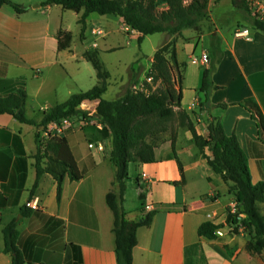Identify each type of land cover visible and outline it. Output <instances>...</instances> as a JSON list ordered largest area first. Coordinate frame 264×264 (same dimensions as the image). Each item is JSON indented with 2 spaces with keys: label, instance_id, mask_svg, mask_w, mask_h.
Instances as JSON below:
<instances>
[{
  "label": "crops",
  "instance_id": "crops-1",
  "mask_svg": "<svg viewBox=\"0 0 264 264\" xmlns=\"http://www.w3.org/2000/svg\"><path fill=\"white\" fill-rule=\"evenodd\" d=\"M9 1L31 7L21 14L10 5L0 7V97L23 89L24 116L32 123L0 114V264H12L4 252L3 230L13 221L17 222V248L24 264H117L114 218L106 204L109 192L116 195L118 209L129 221H141L145 214L154 212L150 225L136 232L132 264H230L241 255L255 261L245 251L248 236L243 231L233 234L224 228L223 235L215 240L198 235L203 223L223 224L235 198L221 176L207 165L190 134L184 132L178 133L175 143L183 181L168 135L156 141L154 163L128 165V180L121 192L116 168L109 159V139L101 134L102 130L86 126L64 136L77 167L86 172L82 179L65 178L57 199L56 181L43 173L31 193L36 180L38 125L44 113L98 82L96 78L93 85L82 75L84 65L90 64L83 53L93 49L112 52L119 48L111 42L117 33L127 37L121 42L123 46L137 40L138 34L126 32L121 18L93 14L87 17L81 34L77 23L81 13L71 12L78 26V39L85 45L77 53L71 46L74 33L66 23L70 11L57 5L41 6L38 0ZM35 4L38 7H33ZM245 14L244 21L233 27L227 26L228 22L221 23L226 25L225 30L211 18L212 31L202 28L204 31L197 33L187 29L179 37L167 36L158 49L176 38V59L183 65L181 108L203 137L207 135L209 114L218 117L225 134L234 135L246 155L251 183L258 184L264 183V141L251 112L240 103L253 100L264 119V34L252 28ZM93 26L103 28V35H93ZM242 28L249 29L248 38L235 36L236 30ZM59 30L71 34L70 47L62 51L58 50ZM92 36L104 39L103 44L99 45ZM153 55L148 58V71ZM212 63L215 69L211 80L216 88L205 98L199 90L202 73ZM104 69L107 71L105 66ZM133 75L138 76L130 72L127 83ZM116 91L115 99L121 88ZM201 102H205L207 110L199 108ZM221 104L226 108L217 107ZM201 117H205L203 132L198 125ZM88 141H100L104 151L89 150ZM204 155L210 156V151L205 149ZM142 173L147 176L143 182ZM132 185L137 200L128 208L125 196ZM140 193L143 201L139 200ZM148 206L150 209L145 210ZM260 210L264 216V203ZM255 264H264V260Z\"/></svg>",
  "mask_w": 264,
  "mask_h": 264
},
{
  "label": "trees",
  "instance_id": "trees-1",
  "mask_svg": "<svg viewBox=\"0 0 264 264\" xmlns=\"http://www.w3.org/2000/svg\"><path fill=\"white\" fill-rule=\"evenodd\" d=\"M38 1L41 6L57 5L66 11L81 13L77 21L81 27V34L85 30L86 19L90 14L121 18L126 26L136 31L138 43L144 37L157 33H167L175 37L181 36L182 31L187 29L199 33L200 22L208 19L207 0L190 5H185V0ZM3 5H10L17 14L26 11L23 5L9 0H0V7ZM240 6L245 11L242 0ZM248 21L252 28L264 34V23L251 18ZM57 40L59 51L68 49L71 34L59 30ZM216 42L218 40H215ZM175 43L176 38L157 49L153 55L146 76L152 78L154 83L159 82V86L154 91L148 90L144 93L127 90L114 100L103 98L110 76L99 59V51L96 49L85 51L83 57L94 69L97 84L84 93L72 95L66 102L44 113L38 127H45L50 122L77 115L78 107L84 100L96 101V116L98 123L104 127L101 134L109 139V159L116 168V181L121 192L124 191L125 182L128 180V165L154 163L155 143L159 140L158 136L164 133H169L172 157L183 181L182 165L175 154V143L178 130L186 129L207 165L215 174L221 176L229 193L233 194L238 211L234 215L228 210L223 224L214 225L210 222L201 224L197 231L198 235L208 240H215V232L218 229L232 227L234 234L238 232L239 227H242L243 232L248 236L245 251L250 256L261 255L264 258V216L260 210V205L264 203V183H251L246 155L236 137L225 134L218 117L209 114L207 135L203 137L197 133L190 115L181 108L183 65L177 62ZM214 69L215 64L212 63L202 73L199 90L205 94V98L212 89L216 88L211 80ZM25 103L26 94L23 89L0 97V114L11 115L22 123H32L24 116ZM240 105L251 112L252 119L257 123L260 138L264 141V119L255 102L246 99ZM217 107L225 109L226 105L221 104ZM199 108L207 110L205 102H201ZM205 149L210 151V156L204 155ZM34 159L36 180L31 193L37 187L39 177L43 173H48L56 181L57 199H59L65 178L79 181L86 173L85 170L80 171L77 167L64 137H52L44 143L37 141V153ZM139 200H144L142 193L139 194ZM106 204L114 218L116 263L132 264L133 249L137 244L136 232L138 228L150 225L154 212L145 214L141 221H129L125 218L124 212L118 209L117 197L112 192L106 195ZM21 213L24 215L25 210ZM239 214L240 219H238ZM16 226L17 222L13 221L3 230L4 252L10 256L12 264H24L17 248Z\"/></svg>",
  "mask_w": 264,
  "mask_h": 264
},
{
  "label": "rangeland",
  "instance_id": "rangeland-1",
  "mask_svg": "<svg viewBox=\"0 0 264 264\" xmlns=\"http://www.w3.org/2000/svg\"><path fill=\"white\" fill-rule=\"evenodd\" d=\"M196 2L202 3L203 0H185V5L195 4ZM241 0H207L206 6L208 11V19L200 22L201 31H212L213 25L211 23V18L218 24L219 28L225 30L226 25H222L221 23L228 22L227 26H235L238 22L244 21L242 18L245 17V11L243 7L240 6ZM27 5V4H25ZM68 12V11H67ZM71 11L68 12V17L66 18V23L71 27L73 34L71 46L74 51L77 53H81L84 49V44H82L78 39V26L76 23V19H71ZM93 17H98L93 14ZM94 27V26H93ZM202 28L204 30H202ZM103 30V28H101ZM116 38L112 39L111 42L114 45H119V48L112 52H102L99 51V57L104 64L105 68L110 74L108 80L107 90L105 92L104 98L106 100H114L116 98L115 93L118 88H121L120 95L124 94L127 90H132L134 86H139V88L154 91L158 86L159 82H151L150 84L147 82H141V78L143 75L146 76L148 72L149 61L148 58L151 57L156 49L162 43L166 41V37L170 36L167 33H157L150 36H146L143 40L138 43L137 40L130 41L129 46H123V35L116 34ZM96 39V37H93ZM99 45L103 44L104 39H96ZM122 42V43H121ZM85 69H83L82 75L86 78L89 83H96V76L94 69L90 64L84 65ZM130 72H134L133 78L130 83H127ZM140 77V78H139ZM143 81V80H142ZM139 84V85H138ZM153 87H152V86ZM118 96V97H119ZM204 123L205 117H201V122L198 125L200 131H204ZM184 132L189 134L186 129H179L178 133ZM169 133H164L158 136L157 139H162L168 136ZM133 186V185H132ZM134 186L129 187L126 192V206L131 208L136 203ZM238 233V232H237ZM234 233V234H237ZM253 259L257 262L263 261L264 258L261 255L252 256ZM255 261H251L247 259L244 255L238 257L236 261H231L230 264H255Z\"/></svg>",
  "mask_w": 264,
  "mask_h": 264
},
{
  "label": "built area",
  "instance_id": "built-area-1",
  "mask_svg": "<svg viewBox=\"0 0 264 264\" xmlns=\"http://www.w3.org/2000/svg\"><path fill=\"white\" fill-rule=\"evenodd\" d=\"M242 2H243V6L249 18L255 21L264 23V0H242ZM125 31L131 34L136 33V31H134L128 26H126ZM92 34L96 36H102L103 31L100 28L94 27L92 30ZM235 36L241 37V38H248L249 29L242 28L240 30H236ZM93 46L96 47L97 43L94 42ZM202 58L204 62L207 61L206 55H204ZM141 82H147L150 84L152 82V78H148L147 76H145L143 78V81ZM131 91H134V92L140 91L144 93L148 92L147 88L144 87L143 89V87L139 88V86H134ZM78 109H79V113L75 116L64 118V119H61L55 122H50L45 127H41L39 131L37 132V141L44 143L52 137L63 138L67 133H70L74 131L75 129L84 128L86 126H93L95 127L96 130H103L104 127L101 124H99L98 121H94L91 119L93 117H97L96 116V106H94V101L84 100L81 102ZM87 148L89 150H96L98 152L104 151V146L100 141H94V142L88 141ZM140 180L142 182L146 181L147 176L142 173L140 175ZM149 209H150V206L145 208V210H149ZM237 212H238L237 204L236 202H234L229 208V213L236 215ZM208 218L211 219L212 217L209 216ZM240 218H241V215L239 214L238 219ZM227 229L229 230L230 233H232V227H227ZM238 231L239 232L243 231L242 227H239ZM215 234H216V237H221L223 235L222 229L216 230Z\"/></svg>",
  "mask_w": 264,
  "mask_h": 264
},
{
  "label": "water",
  "instance_id": "water-1",
  "mask_svg": "<svg viewBox=\"0 0 264 264\" xmlns=\"http://www.w3.org/2000/svg\"><path fill=\"white\" fill-rule=\"evenodd\" d=\"M23 7H24L25 9H27V8H30L31 5L27 4V5H24ZM33 7H38V4H35ZM91 119L94 120V121H98V117H93V118H91Z\"/></svg>",
  "mask_w": 264,
  "mask_h": 264
}]
</instances>
